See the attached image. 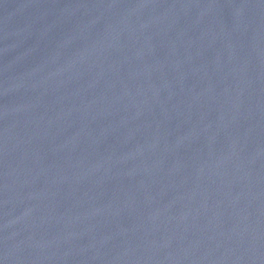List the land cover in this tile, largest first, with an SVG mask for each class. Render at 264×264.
Here are the masks:
<instances>
[{
	"label": "water",
	"instance_id": "water-1",
	"mask_svg": "<svg viewBox=\"0 0 264 264\" xmlns=\"http://www.w3.org/2000/svg\"><path fill=\"white\" fill-rule=\"evenodd\" d=\"M0 264H264V0H0Z\"/></svg>",
	"mask_w": 264,
	"mask_h": 264
}]
</instances>
